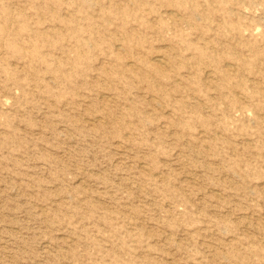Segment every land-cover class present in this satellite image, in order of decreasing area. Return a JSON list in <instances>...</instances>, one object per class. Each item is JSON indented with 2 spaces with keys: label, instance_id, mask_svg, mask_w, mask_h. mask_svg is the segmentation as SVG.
I'll return each instance as SVG.
<instances>
[{
  "label": "rangeland",
  "instance_id": "obj_1",
  "mask_svg": "<svg viewBox=\"0 0 264 264\" xmlns=\"http://www.w3.org/2000/svg\"><path fill=\"white\" fill-rule=\"evenodd\" d=\"M0 264H264V0H0Z\"/></svg>",
  "mask_w": 264,
  "mask_h": 264
}]
</instances>
